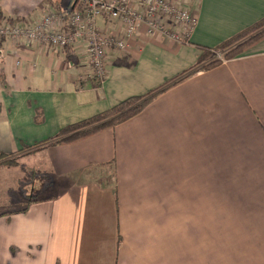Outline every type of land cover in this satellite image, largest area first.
<instances>
[{
  "label": "crops",
  "instance_id": "0c3cea01",
  "mask_svg": "<svg viewBox=\"0 0 264 264\" xmlns=\"http://www.w3.org/2000/svg\"><path fill=\"white\" fill-rule=\"evenodd\" d=\"M60 2L0 0V13L78 3ZM191 3L186 42L142 28L102 82L78 52L0 41V154L14 160L0 164V192L10 211L27 208L0 215V264H264V37L197 71L204 52L264 20V0ZM156 91L110 129L47 142ZM36 178L49 195L19 207L18 181Z\"/></svg>",
  "mask_w": 264,
  "mask_h": 264
},
{
  "label": "built area",
  "instance_id": "2783aa9c",
  "mask_svg": "<svg viewBox=\"0 0 264 264\" xmlns=\"http://www.w3.org/2000/svg\"><path fill=\"white\" fill-rule=\"evenodd\" d=\"M64 12L45 7L28 18L1 17L0 41L15 45H39L64 53L79 51L93 78L102 82L110 58L127 49L142 28L147 36L157 33L184 43L196 24L190 0H77ZM182 25L177 32L168 24ZM214 59L226 62L224 52L215 50Z\"/></svg>",
  "mask_w": 264,
  "mask_h": 264
},
{
  "label": "trees",
  "instance_id": "16d2710c",
  "mask_svg": "<svg viewBox=\"0 0 264 264\" xmlns=\"http://www.w3.org/2000/svg\"><path fill=\"white\" fill-rule=\"evenodd\" d=\"M71 6L72 4H70L64 10V12H68ZM262 28H264V20L258 23L257 25H254L250 29L246 30L244 33L226 41L223 45H220L216 50L224 51V58L226 60L234 58L249 49L252 45L256 44L264 37V29L261 30ZM258 30L261 31L258 34L254 35V32ZM71 52L70 50L66 49L64 53L68 57H70V55L72 54ZM213 53L214 52L209 51L204 52L202 54L199 60V64H201V66L198 67L197 71L208 70L221 63L219 59L213 58ZM191 73L193 72L191 71ZM160 92L156 91L143 97L128 98L116 105L115 107L104 111L103 113H100L89 119L80 121L76 124L64 128L56 137L47 140V142L69 144L82 138L88 137L97 132L110 129L115 125L127 121L138 113H140ZM1 163L12 165L14 163V160L8 158V156L0 154V164ZM26 210L27 208L23 207L22 209L0 213V215L12 214L14 212H25Z\"/></svg>",
  "mask_w": 264,
  "mask_h": 264
},
{
  "label": "rangeland",
  "instance_id": "374dc122",
  "mask_svg": "<svg viewBox=\"0 0 264 264\" xmlns=\"http://www.w3.org/2000/svg\"><path fill=\"white\" fill-rule=\"evenodd\" d=\"M191 2L193 1V0H190ZM197 1V0H196ZM59 5H61L62 6V8H66L65 7V0H61V2L60 3H58ZM56 7V6H55ZM58 7V6H57ZM59 9V8H58ZM60 10H61V8H60ZM215 51V50H214ZM74 52V51H73ZM75 52H78L79 53V56H80V52L79 51H75ZM121 52H119V53H117L114 57H116L118 54H120ZM3 178H1V175H0V182H1V180H2ZM46 182H47V180H45ZM34 182H36V184H40V182H41V179L40 178H36V179H30L29 180V182L28 183H25V182H23V180H21V181H18V186L20 187L19 188V190L18 191H21V190H23V192H28V193H26V194H24L22 197H20L19 198V200L21 201V203H19L18 204V206L20 207V206H24L25 204H26V202H27V200L29 199V198H32V196H35V197H38V198H41L42 196H48L49 195V193L47 192V185L45 186V189H44V191H39V187H38V185H34ZM2 183V182H1ZM26 184H28L26 187H25V185ZM47 189V190H46ZM30 192H33V193H30ZM2 197H5L6 198V200L8 201V205H5V206H1L2 204H1V200H0V213H4V212H8V211H10L11 209H8V206H11L10 205V202H11V200H13V195H9V194H6V193H4L3 191L2 192H0V198H2ZM15 205L16 204H14V206H13V208H16L15 207ZM11 208V207H10ZM12 208V209H13ZM8 210V211H7Z\"/></svg>",
  "mask_w": 264,
  "mask_h": 264
}]
</instances>
